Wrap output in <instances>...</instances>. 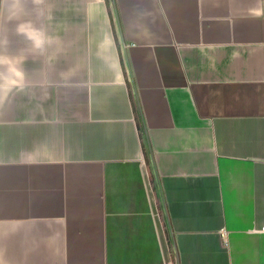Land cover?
Here are the masks:
<instances>
[{"label": "crops", "instance_id": "obj_1", "mask_svg": "<svg viewBox=\"0 0 264 264\" xmlns=\"http://www.w3.org/2000/svg\"><path fill=\"white\" fill-rule=\"evenodd\" d=\"M13 2L0 264H264V0Z\"/></svg>", "mask_w": 264, "mask_h": 264}, {"label": "clouds", "instance_id": "obj_2", "mask_svg": "<svg viewBox=\"0 0 264 264\" xmlns=\"http://www.w3.org/2000/svg\"><path fill=\"white\" fill-rule=\"evenodd\" d=\"M32 3L37 15H42L41 6L44 0H32ZM12 9L14 16L22 11L21 0H14ZM249 11L252 16H264V6ZM16 32L23 35L30 42L32 50L40 55H43L49 46L57 42L56 38L49 36L43 29L35 27L30 21L18 24ZM6 44V40H0V48ZM23 60V56H10L0 52V95H7L12 89L25 86V73L21 67Z\"/></svg>", "mask_w": 264, "mask_h": 264}, {"label": "built area", "instance_id": "obj_3", "mask_svg": "<svg viewBox=\"0 0 264 264\" xmlns=\"http://www.w3.org/2000/svg\"><path fill=\"white\" fill-rule=\"evenodd\" d=\"M220 234H221V236H222L224 242H226V240H227V233H226V230L222 229V230L220 231Z\"/></svg>", "mask_w": 264, "mask_h": 264}]
</instances>
